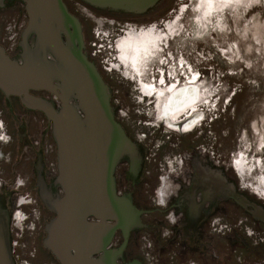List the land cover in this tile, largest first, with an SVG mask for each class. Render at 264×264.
I'll list each match as a JSON object with an SVG mask.
<instances>
[{
    "label": "flooded vegetation",
    "instance_id": "flooded-vegetation-1",
    "mask_svg": "<svg viewBox=\"0 0 264 264\" xmlns=\"http://www.w3.org/2000/svg\"><path fill=\"white\" fill-rule=\"evenodd\" d=\"M22 1L25 3V0H4L0 10ZM72 1L83 7L93 19L101 17L104 21L103 25L107 23L114 25L113 30L107 35L104 34V30L107 29L105 26L100 31L98 29V34H94L91 24L73 12L68 1L64 0L70 13L80 23L85 54L97 66L110 92L115 88L118 89L114 95L119 98L122 83L113 82V76L109 78L105 76L102 70L104 67L98 64L90 41L94 37H101V40L111 37L119 54V64L125 66L127 70L129 68L136 70L141 54L158 48L160 43L177 31V21L168 22L163 30L152 27L150 23L141 26L137 23L132 24V20H136L133 18L149 14L163 0L144 14L95 7L81 0ZM243 3V0H199L196 11L200 16L207 11L224 8L237 12L243 7ZM25 12L26 25L20 34L11 35L5 32L8 30L6 23L0 21V43L16 59H22L24 53L23 37L29 22L26 3ZM235 18L240 19L238 14ZM117 30H121V33H117ZM63 37L66 40V36ZM35 40L36 35L32 33L28 38V45L33 46ZM112 67L114 68L113 64ZM129 78L132 80L133 77ZM152 79L158 83L146 86L143 85V80L135 81L139 89L140 85H143V91L153 94L154 97L147 103L149 105L147 111L140 105L141 112L137 117L134 109L133 111L129 109L124 116L121 105L117 100H111L110 94L116 120L136 145L138 152L142 150L138 169L134 170L132 160L126 156L115 172L118 193L132 198L134 205L142 212L143 225L131 231L127 245L119 257V263L168 264L166 255L172 254L176 255L182 264H264V225L233 227L228 224L227 168H222L220 173L215 174L210 167H203L201 164L196 167V164L194 165L190 160V151L186 150L188 153L183 156L178 170H174L171 175H167L165 171L163 176H155L154 162L161 161L162 154L160 153L159 158L154 162L150 159L149 145L137 140L136 133L142 132L141 124L153 125L150 119L154 115H150L153 106L152 112H156L157 121H161L163 125L174 131L195 136V126L203 118V114L197 112V106L204 102L205 94L202 95L198 91L195 76L187 84L179 87L170 81L166 84L163 73L157 74V80L155 77ZM159 86H164L165 89L162 90ZM31 94L44 98L48 96L44 91H31ZM159 128L151 132L152 135H157L155 138L163 137L164 132ZM144 137L148 143L151 142L147 134H144ZM167 137L171 138V136ZM162 140L164 143V139ZM242 165L241 159L237 162V166L242 169ZM58 177V148L52 122L42 111L29 107L22 98L6 96L0 89V205L8 212L10 219L12 215L16 220L15 227L22 232L23 239L29 230L32 234L38 233L41 236L38 232L39 226L44 223L45 250H38L39 264H61L44 245L47 227L56 217L51 205L63 196ZM157 181H159L158 185H156ZM139 197L143 198L141 204L137 201ZM15 235L18 234H14L11 240L15 263L30 264L23 250L28 248L25 241L23 244L18 240L15 241ZM143 237L147 241L150 240L153 245L151 244L147 250L143 249L144 252L142 249L139 252L137 248H140V240ZM124 241L123 232L117 231L109 247L110 250L118 251ZM155 251H158V256L154 257ZM148 256L152 258H147Z\"/></svg>",
    "mask_w": 264,
    "mask_h": 264
},
{
    "label": "rangeland",
    "instance_id": "rangeland-1",
    "mask_svg": "<svg viewBox=\"0 0 264 264\" xmlns=\"http://www.w3.org/2000/svg\"><path fill=\"white\" fill-rule=\"evenodd\" d=\"M67 1L73 12L91 24L94 34L104 26L106 35L113 30L112 23L103 25L101 17L93 19L83 7L72 0ZM243 1V7L237 12L224 8L207 11L200 16L196 11L199 0H163L149 14L133 18L136 20H132V24L150 23L159 30H163L168 22L177 21L176 33L160 43L158 48L141 54L136 70H127L119 64V54L111 37L102 40L94 37L90 46L98 64L104 67L105 76H113V82L122 83L120 98L114 95L117 88L110 94L111 100H117L121 105L124 116L129 109H134L137 117L141 112L140 105L147 111V103L154 97L145 93L142 87L158 83L152 79L155 77L157 80L158 73L164 74L166 84L170 81L178 87L187 84L194 76L197 78L196 87L202 95L205 94V100L197 106V112L202 113L203 118L195 126V136L174 131L157 121L152 106L150 115H154L150 119L153 125L141 124L142 132L136 133L137 140L149 145L153 162L162 154L161 161L154 162L157 177L163 176L165 171L171 175L178 170L183 156L188 153L186 150L190 151V160L196 167L200 164L210 167L215 174L227 168L228 224L257 227L264 225V0ZM25 13L23 1L1 9L0 21L5 22L8 29L5 32L20 34L26 25ZM237 14L239 20L235 18ZM117 31L121 33V30ZM136 80H143L140 89ZM159 88L165 89L164 86ZM157 127L164 132L162 138L151 134ZM144 134L151 138L150 143ZM139 156L142 158V150ZM241 159L242 169L237 166ZM158 184L159 181L156 182ZM137 201L141 204L143 198L139 197ZM15 225L16 220L11 215V240L14 234H18L15 241L22 244L25 241L28 247L23 248L27 261L39 264L38 250H45L44 223L39 226L41 236L29 230L25 239ZM144 237L140 240V248H137L139 252L152 244ZM153 256H158V251ZM166 257L168 264H182L176 255L167 254Z\"/></svg>",
    "mask_w": 264,
    "mask_h": 264
},
{
    "label": "water",
    "instance_id": "water-1",
    "mask_svg": "<svg viewBox=\"0 0 264 264\" xmlns=\"http://www.w3.org/2000/svg\"><path fill=\"white\" fill-rule=\"evenodd\" d=\"M81 1L144 14L161 0ZM25 3L29 22L24 53L22 59H16L0 43V89L6 96L22 98L52 122L63 196L51 205L56 217L47 227L44 245L61 264H121L118 260L131 231L143 225L142 212L132 198L118 193L115 172L126 156L134 170L138 169L139 152L115 118L108 85L85 54L80 23L64 0ZM3 5L0 0V7ZM32 33L36 40L29 46ZM117 231L123 232L125 241L113 251L109 247ZM0 264H16L10 217L1 205Z\"/></svg>",
    "mask_w": 264,
    "mask_h": 264
}]
</instances>
